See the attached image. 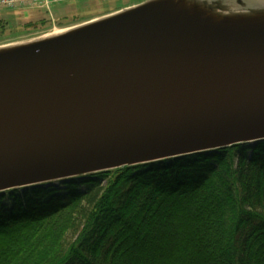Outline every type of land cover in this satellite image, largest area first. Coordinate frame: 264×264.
Instances as JSON below:
<instances>
[{"label": "water", "instance_id": "water-1", "mask_svg": "<svg viewBox=\"0 0 264 264\" xmlns=\"http://www.w3.org/2000/svg\"><path fill=\"white\" fill-rule=\"evenodd\" d=\"M255 16L264 0H144L1 52L0 195L264 142Z\"/></svg>", "mask_w": 264, "mask_h": 264}, {"label": "trees", "instance_id": "trees-1", "mask_svg": "<svg viewBox=\"0 0 264 264\" xmlns=\"http://www.w3.org/2000/svg\"><path fill=\"white\" fill-rule=\"evenodd\" d=\"M0 264H264V142L1 194Z\"/></svg>", "mask_w": 264, "mask_h": 264}, {"label": "rangeland", "instance_id": "rangeland-1", "mask_svg": "<svg viewBox=\"0 0 264 264\" xmlns=\"http://www.w3.org/2000/svg\"><path fill=\"white\" fill-rule=\"evenodd\" d=\"M144 0H71L63 1L58 4H55L50 9L52 16L45 14L42 9L35 8L30 12V16L33 18L30 20V16L27 11H31L28 8L15 9L17 12L18 18L13 16H8V24L11 28V31L7 29L4 31L0 29V46L23 42L31 39L41 37L43 35L52 33L55 30L67 29L85 22H88L92 19L106 16L111 13H115L125 8L136 6L142 3ZM6 9V8H0ZM14 10V9H13ZM41 11V12H38ZM7 15V14H6ZM29 16V17H28ZM41 17L51 19L53 22L49 25L41 24L38 19ZM35 20V21H34ZM28 23H35L29 24ZM1 25H4V21H1ZM25 31V32H24ZM23 32V33H22ZM58 184V183H56ZM27 229H23L20 233H24Z\"/></svg>", "mask_w": 264, "mask_h": 264}, {"label": "built area", "instance_id": "built-area-1", "mask_svg": "<svg viewBox=\"0 0 264 264\" xmlns=\"http://www.w3.org/2000/svg\"><path fill=\"white\" fill-rule=\"evenodd\" d=\"M63 1L71 0H0V8L16 9V8H28L35 9L39 8L47 11L51 15L50 9L53 5Z\"/></svg>", "mask_w": 264, "mask_h": 264}, {"label": "bare ground", "instance_id": "bare-ground-1", "mask_svg": "<svg viewBox=\"0 0 264 264\" xmlns=\"http://www.w3.org/2000/svg\"><path fill=\"white\" fill-rule=\"evenodd\" d=\"M254 19L255 20L252 22H257V25L264 26V16L263 17L255 16ZM249 26H254V25L251 24ZM262 28H264V27H262ZM76 29H78V28H67V29H61V30L58 29V30L53 31L52 33L43 35L42 37H40L38 39L20 42V43H13V44L6 45L4 47L2 46V47H0V53L6 52V51H11L12 49H16V48H20V47L29 46V45L36 44V43H39L42 41L51 40L53 38L60 37L62 35L70 33L71 31H74Z\"/></svg>", "mask_w": 264, "mask_h": 264}, {"label": "crops", "instance_id": "crops-1", "mask_svg": "<svg viewBox=\"0 0 264 264\" xmlns=\"http://www.w3.org/2000/svg\"><path fill=\"white\" fill-rule=\"evenodd\" d=\"M17 9H19V8H17ZM30 10L32 11L34 9H30ZM11 14H17V12H15V9L14 10L13 9H0V21L5 20Z\"/></svg>", "mask_w": 264, "mask_h": 264}, {"label": "flooded vegetation", "instance_id": "flooded-vegetation-1", "mask_svg": "<svg viewBox=\"0 0 264 264\" xmlns=\"http://www.w3.org/2000/svg\"><path fill=\"white\" fill-rule=\"evenodd\" d=\"M237 2H238V0L237 1L233 0V3H235V5L237 4ZM222 4H223V2H222Z\"/></svg>", "mask_w": 264, "mask_h": 264}]
</instances>
